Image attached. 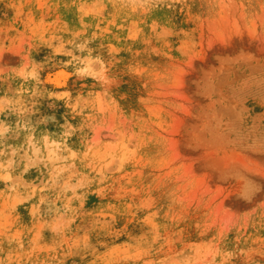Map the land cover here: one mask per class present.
<instances>
[{"label": "rangeland", "instance_id": "374dc122", "mask_svg": "<svg viewBox=\"0 0 264 264\" xmlns=\"http://www.w3.org/2000/svg\"><path fill=\"white\" fill-rule=\"evenodd\" d=\"M0 264H264V0H0Z\"/></svg>", "mask_w": 264, "mask_h": 264}, {"label": "bare ground", "instance_id": "6f19581e", "mask_svg": "<svg viewBox=\"0 0 264 264\" xmlns=\"http://www.w3.org/2000/svg\"><path fill=\"white\" fill-rule=\"evenodd\" d=\"M63 71V70H62ZM57 73V72H56ZM58 73H60V72H58ZM57 76V75H56ZM60 75H58L57 77H59Z\"/></svg>", "mask_w": 264, "mask_h": 264}]
</instances>
